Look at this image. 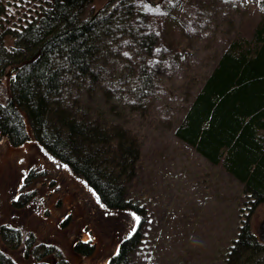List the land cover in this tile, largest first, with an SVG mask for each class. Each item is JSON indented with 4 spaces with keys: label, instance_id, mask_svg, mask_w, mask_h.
Here are the masks:
<instances>
[{
    "label": "rangeland",
    "instance_id": "obj_1",
    "mask_svg": "<svg viewBox=\"0 0 264 264\" xmlns=\"http://www.w3.org/2000/svg\"><path fill=\"white\" fill-rule=\"evenodd\" d=\"M260 1L93 0L85 6L87 15L118 12L127 26L156 37L148 53L129 32H116L92 61L95 80L72 79L64 93L69 102L78 98L87 106L92 118L123 127L138 141V158L124 182L125 198L144 212L139 241L129 253L133 264H223L247 213L264 242V202L250 212L242 183L175 134L220 52L232 38L250 37L263 17ZM45 3L0 0V33L20 28ZM9 88L5 76L0 102ZM27 131L28 139L18 145L0 137V228L22 233L18 244L0 234V248L17 264H33L37 255L46 264H107L138 226L139 210L106 207ZM80 241L92 245L88 254L75 249ZM42 244L57 248L62 260L43 255Z\"/></svg>",
    "mask_w": 264,
    "mask_h": 264
},
{
    "label": "trees",
    "instance_id": "obj_2",
    "mask_svg": "<svg viewBox=\"0 0 264 264\" xmlns=\"http://www.w3.org/2000/svg\"><path fill=\"white\" fill-rule=\"evenodd\" d=\"M92 1L46 0L23 26L0 33V82L8 76L10 84L8 97L0 102V137L21 144L28 139V126L34 139L81 177L106 207L139 210L138 226L120 240L107 261L133 264L129 253L139 241L144 212L125 198L124 182L138 158V141L123 127L109 128L92 118L87 106L78 98L69 102L64 93L72 79L95 80L92 61L101 43L116 32H129L148 53L156 37L127 26L118 12L85 14ZM260 3L264 7V0ZM175 134L242 183L250 212L264 202V15L250 37L236 36L220 52ZM32 174L29 171L25 181ZM0 234L10 244L22 239L20 229L8 225H1ZM28 238L32 240V234ZM41 246L43 255L54 253L62 260L57 248ZM75 249L88 254L92 245L80 241ZM40 257L33 264H46ZM0 264L17 263L0 248ZM223 264H264V242L251 230L250 213L225 251Z\"/></svg>",
    "mask_w": 264,
    "mask_h": 264
},
{
    "label": "water",
    "instance_id": "obj_3",
    "mask_svg": "<svg viewBox=\"0 0 264 264\" xmlns=\"http://www.w3.org/2000/svg\"><path fill=\"white\" fill-rule=\"evenodd\" d=\"M12 70H13V67H10V69L8 70V74H10L11 72H12Z\"/></svg>",
    "mask_w": 264,
    "mask_h": 264
}]
</instances>
